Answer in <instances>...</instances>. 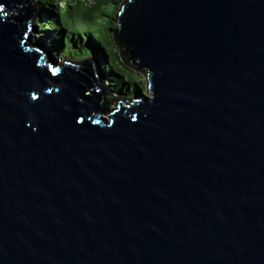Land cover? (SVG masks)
I'll return each instance as SVG.
<instances>
[{
  "label": "water",
  "instance_id": "1",
  "mask_svg": "<svg viewBox=\"0 0 264 264\" xmlns=\"http://www.w3.org/2000/svg\"><path fill=\"white\" fill-rule=\"evenodd\" d=\"M0 6V264H264V0H125L106 101Z\"/></svg>",
  "mask_w": 264,
  "mask_h": 264
},
{
  "label": "trees",
  "instance_id": "2",
  "mask_svg": "<svg viewBox=\"0 0 264 264\" xmlns=\"http://www.w3.org/2000/svg\"><path fill=\"white\" fill-rule=\"evenodd\" d=\"M124 2L125 0H36L37 9L43 10L44 14L39 16L37 13L34 28L38 31L36 42L41 41L48 47L55 61L62 60L56 66L72 63L70 59L64 58L70 53H73L75 59L84 56L98 58L104 84L105 81L110 84L106 85L107 92L123 93L126 100L133 98L131 94L148 91V82L145 73L126 62L117 43V13ZM62 8L65 9L64 12ZM60 32H64V35ZM128 88H131V94L127 91Z\"/></svg>",
  "mask_w": 264,
  "mask_h": 264
},
{
  "label": "rangeland",
  "instance_id": "3",
  "mask_svg": "<svg viewBox=\"0 0 264 264\" xmlns=\"http://www.w3.org/2000/svg\"><path fill=\"white\" fill-rule=\"evenodd\" d=\"M91 2H92V0H90ZM36 2V0H34V3ZM35 6H36V3H35ZM61 6H63V4L61 3ZM62 10V12H64L65 11V9H61ZM37 11H38V14H39V16H43V14H44V12H43V10H41V11H39V9H37ZM38 33V31H33L31 34H32V42H36L37 40H36V34ZM60 33H62L63 35H64V32H60ZM37 43V45H38V48H41V49H46L47 50V54H48V56H49V54H50V52L52 53V51L50 50V49H48V47H46L41 41L38 43V42H36ZM73 57H72V56ZM64 58H67V59H70V60H75V61H83V60H85V58L86 59H88V57L87 56H84V58H79V59H75L76 57L73 55V53H70V55H65V57ZM96 60L99 62L100 60L98 59V58H96ZM61 62H62V60H58V61H56V63L57 64H61ZM142 76H144V75H142ZM145 77V76H144ZM106 84L109 86L110 84H109V82H106ZM148 91L147 90H145V92H143V93H145V94H147V95H149L148 93H147ZM114 94L115 95H123V93H117V92H114ZM150 96V95H149ZM107 98H106V100H109L111 97H110V95H108V96H106ZM113 103V104H112ZM112 103H109V110H111V109H114V108H117L118 107V105H115V103H116V101H112ZM102 116H104V117H106V118H109L108 117V114H106V113H103L102 114Z\"/></svg>",
  "mask_w": 264,
  "mask_h": 264
},
{
  "label": "snow or ice",
  "instance_id": "4",
  "mask_svg": "<svg viewBox=\"0 0 264 264\" xmlns=\"http://www.w3.org/2000/svg\"><path fill=\"white\" fill-rule=\"evenodd\" d=\"M4 12V8L2 6H0V13Z\"/></svg>",
  "mask_w": 264,
  "mask_h": 264
},
{
  "label": "flooded vegetation",
  "instance_id": "5",
  "mask_svg": "<svg viewBox=\"0 0 264 264\" xmlns=\"http://www.w3.org/2000/svg\"><path fill=\"white\" fill-rule=\"evenodd\" d=\"M131 94V93H130ZM132 95V97H135V95H133V94H131Z\"/></svg>",
  "mask_w": 264,
  "mask_h": 264
},
{
  "label": "bare ground",
  "instance_id": "6",
  "mask_svg": "<svg viewBox=\"0 0 264 264\" xmlns=\"http://www.w3.org/2000/svg\"><path fill=\"white\" fill-rule=\"evenodd\" d=\"M101 75H102V72H101Z\"/></svg>",
  "mask_w": 264,
  "mask_h": 264
}]
</instances>
